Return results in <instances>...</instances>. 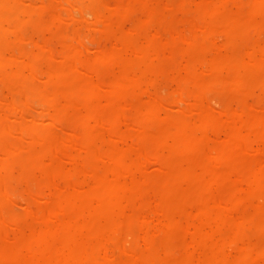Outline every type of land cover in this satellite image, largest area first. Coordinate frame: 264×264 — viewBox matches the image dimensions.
Wrapping results in <instances>:
<instances>
[{
  "label": "bare ground",
  "instance_id": "bare-ground-1",
  "mask_svg": "<svg viewBox=\"0 0 264 264\" xmlns=\"http://www.w3.org/2000/svg\"><path fill=\"white\" fill-rule=\"evenodd\" d=\"M68 1L67 3L71 4V0ZM87 1L92 3L94 0ZM19 2L23 3V0H0V77L5 87L8 86V90L21 91L22 95H29L31 93L29 90L34 85L36 87L33 90H36L34 93L44 95L54 105L45 112L47 121L44 116L39 119V122L42 120V122L45 121L44 123L48 122L44 129L33 127L26 130L30 141L27 146H23L22 142L12 144L8 138H5L8 132L12 135L9 131L12 126L8 128L9 120L6 121V119H11L13 115L3 114L5 118L1 115L0 232L2 233L1 230L6 222L16 226L18 236L13 240L9 249L16 264H264V103L259 106V104L248 102L246 97L242 96L239 97L238 106L233 107L232 104L235 102H231L232 106H226L225 109L219 111V114L218 111L216 112L217 107H214L216 110L213 111L209 104L204 103L208 95L206 90L209 88L207 87L217 91H226L233 88L251 87V84L258 82L262 83L264 88V42L259 38L260 36L254 43L248 39L250 29L247 30L248 23L245 19L248 21L249 16L242 13L232 16L226 11V7L222 6V3H213L212 6L216 8L215 13L222 12L225 16L226 22L223 28L227 31L226 45L228 47L225 48L223 54L217 53L208 60L211 65V69L206 71L208 82L204 85L205 89L202 92H194L195 95L191 92L190 96L195 99L193 103L190 102L193 105L189 113H184L185 110H183V113L177 117H165V114L162 117L158 107L154 106V108L151 103L149 105L146 100L147 103L143 101V112L135 122L132 121L139 134L138 143L134 144L136 146L139 144L141 147L138 152L136 149L138 147L132 144L133 141L130 143L126 140L129 137H126L128 133H125V138L120 134L116 136L118 133L112 132H115L117 123L125 115L121 96L126 95L131 89L143 87L146 77L144 70H138L133 60L126 62L123 74L115 80V87L119 88V91L113 90L111 95L107 96L109 97L107 102L100 84L97 85L93 81L91 74L87 75L91 71L86 72L88 68L84 64V66L81 64L83 68L79 66L82 57L79 52L81 48L77 49V46L76 50L70 46L73 51L71 62L62 60L60 66L49 64L47 71L43 70L46 77L48 76L50 90L49 87L47 88V83L44 84L45 86L35 83L41 78L33 80L36 77L32 68L33 63L36 64L34 60L32 65L28 62L24 63L26 67L20 71L16 69L8 72L7 68L15 62L11 57H16L14 48H17V46L11 48L8 38L12 35L9 33L13 31L18 38L20 35ZM81 2L83 0H72L71 10L77 7V11L82 10L83 12L84 8H78ZM43 6L40 8L39 4L41 10ZM259 7L254 11L255 14L258 13L257 10L260 11L263 8V6ZM53 8L51 15L57 13L55 7ZM56 15L55 18L58 20L59 13ZM94 16L99 17L97 13ZM213 22L209 21L207 26L213 25ZM66 45L71 44L67 42ZM128 47L135 58L147 57L155 49L151 41L145 48L132 43H129ZM221 49L223 47L218 51ZM212 52L217 51L212 50ZM111 57L112 55L105 53L99 54L98 58L105 62ZM98 58L91 61L92 64H95ZM22 59L23 57H19L16 60L21 61ZM61 59L63 57L59 60ZM78 68L82 71L85 69L84 77L78 75ZM28 70L33 77L27 75ZM192 80L201 82L199 75H192ZM151 83V86H154L153 77ZM147 93L146 88L145 94ZM80 98L83 99L82 104L86 110H84V117L87 121L80 118L84 113L81 112L79 106ZM60 99L64 103L59 101ZM181 99L186 100L182 96L178 99L179 102L182 101ZM102 100L107 103L106 107H113L111 109L114 115L109 124L101 118ZM59 102H62L64 106H69L73 111L71 115L67 114L68 117L80 118L85 147L93 158L89 162H84V169L80 167L82 164L77 160L79 169L85 173L86 178L76 185L69 183L66 191L63 187L61 189L56 184V179L53 178L56 184L53 186L57 190L48 198L43 196L46 199V205L40 214L38 212L34 220L26 226L27 233L25 234L23 233L25 223L23 224L21 218L8 214L5 210L7 199L11 201L7 198L9 179L12 177L17 159L26 149L30 151V165L37 168V173L43 176L48 171L44 164L45 158L52 156L57 149L61 150L64 144L67 146L56 130L53 132V128L58 125L56 118L62 115ZM13 103L10 105L11 109L15 107L14 110L20 111L16 107L20 104L14 103V106ZM173 105L176 107L179 104L176 101ZM181 107L177 108L182 110ZM20 113L18 112V115ZM64 115H62L63 118ZM8 116L11 118H7ZM20 117H23V113ZM17 119L19 128L17 126L16 131L18 135L24 136L23 121ZM74 134L72 136L76 137V132ZM149 143L158 148L163 147L167 154L165 156L160 154L161 161L171 166L166 172L163 190L159 196L153 198L155 200V202L152 201L153 204L145 202L147 194L145 195L143 185L146 182L139 176L141 170L139 167L143 165L139 157H149L148 149L144 150V146ZM36 145L40 148L36 149ZM148 159L147 161H150ZM23 166L24 164H22V172ZM49 175L51 177V173ZM179 250L181 251L180 256ZM117 251L120 255L116 254Z\"/></svg>",
  "mask_w": 264,
  "mask_h": 264
},
{
  "label": "rangeland",
  "instance_id": "rangeland-1",
  "mask_svg": "<svg viewBox=\"0 0 264 264\" xmlns=\"http://www.w3.org/2000/svg\"><path fill=\"white\" fill-rule=\"evenodd\" d=\"M29 1L32 0H23V3L19 2L20 19L18 26H20V30H19L20 39L18 38V36L14 34L13 31L9 33L12 35V36L10 35L11 37L8 38L11 44V48H14L16 46L17 48H14L16 50L14 53L16 57L15 58H13L14 56L11 57L12 60L14 59L15 62L11 67L7 68L8 72L14 71L16 69L20 71L22 68L26 67L27 64L26 62H28L29 65H32L31 63H33L34 60L36 64L33 63L32 68H33V73L35 74L36 77L35 79L33 78V80H37V78L38 79L41 78L39 81H36L35 83H38V85L40 84L46 85L47 83V88L49 87L48 89L50 90V86L48 84V76L46 77L45 71L43 70L47 71L49 64H52L53 66H60L62 60L66 62L68 61L71 62L73 60V51L71 50V48H75L76 50V46H77L78 47L77 49L81 48L79 52H81V57H82L81 61L79 62V66L82 67L86 65V67L88 68V69L86 68L87 69L86 72L91 71L88 72L87 75L89 74L90 76L91 74L92 76L90 77L93 78V81L96 82L97 85L100 84L99 86L101 87V90L103 89L102 92L104 93L105 101L107 102V100L109 99V97L107 98V96L111 95V92L113 90H115L116 92L119 91V88L115 87V80L116 78L120 77V74H123L124 72L123 67L126 64V62L128 63L129 60L135 61V64L137 65V69L144 70V73L148 79L145 77L143 87L131 89L130 92L126 93V95L121 96V104L123 105L125 115L124 118L117 123L118 127L116 126V128L114 129L115 132L114 131L112 132V133H118L116 134V136H118L119 134L120 136H124L126 135L125 133H128L129 135L127 134L126 137L127 136L129 137H127L126 140L130 141V143H132L131 141H133L132 143L133 145L138 143V138H139L138 131L136 130L137 128H135L136 126L133 122H135L138 116L143 112L142 111L143 101L144 103L148 102L149 105L152 104L151 106L153 107L154 106L158 107L160 109L162 117L164 116V114L166 115L165 117H171V116L177 117L183 113V110H185L184 113H189L191 105H193L192 101H194L195 99V97H193L192 99L190 95L192 93H193L192 95H195L194 92L197 93L202 92V90L205 89L204 85L208 82L206 71H209L211 69V65L208 62V60H210L217 53L223 54L226 50L225 48L228 47L226 45L227 37H228L227 31L223 28L226 22L225 16L223 15L222 12L215 13L216 8L215 6H212L213 3L214 4L222 3V6L226 7L225 8L226 11L229 12L232 16L239 15V13H242L245 16H249V18L247 17L249 22L247 21V19H245V22L248 23L247 30L248 29L251 30V31L248 30L249 31L248 35L250 34V37L253 38L250 39L249 37L248 39L250 40L251 43L258 41L257 39L259 38L262 40V42H264L263 41L264 40V13H263L264 0H260V1L259 0L258 1L257 0H209V1L207 0V2L206 0H94L92 3L88 2L87 0H83V2L79 3L80 4L79 6L77 5L78 8L80 7L82 9L83 8L85 9L83 12L80 9L79 10L81 12L77 11L78 10L77 7H75L76 9L71 10L73 7V6L71 7L72 0L71 1L69 0L71 2V4L69 3L70 5L67 3V0H46V1L33 0L32 2L34 6L32 5V2L30 3ZM26 2H28L29 4ZM38 3L40 4V8H42V5H44L42 10L39 8ZM84 5L85 7H82ZM259 6H263V8L260 11L257 10L258 13L255 14L254 11ZM53 7H55V12L59 13L58 20L57 18H55V15L57 13L54 12L55 14L51 15L53 14L51 13ZM258 9H260V7ZM74 13L75 15H73ZM96 13L99 17L94 16L96 15ZM56 16L58 17V15ZM250 17L253 19H251ZM96 18H98V20ZM63 19L67 21L64 22L65 20ZM209 21H214L215 25L213 22V25L207 26ZM55 22L57 23L56 25ZM206 26L211 29H208ZM209 30H213V31H209ZM198 37L200 38V40ZM74 38L76 39V43ZM212 38L214 40H212ZM150 41L152 47L155 49L147 57L135 58L132 55V51L128 47L129 43L138 44L139 46H143L145 48L146 46H148V43ZM67 42H69V44L71 45L67 46L66 45ZM83 44L86 46V49ZM217 47L219 48L223 47V49H221L222 51L221 50L218 51L219 48ZM212 50L217 52H212ZM13 52L11 53L13 54ZM105 53L110 54L112 55V57L113 56L114 57L113 58L111 57L108 61L102 62V60H100L98 57L99 54L102 55ZM19 57L21 58L23 57L25 62L24 61L22 62L23 59L21 61L16 60ZM60 57H63L61 61L59 60ZM69 58L72 59L70 60ZM97 58L98 61H95L96 63L92 64L91 61H94ZM168 63L171 66H169ZM143 65L148 68V71L147 68L143 67ZM78 69L82 71L81 68ZM36 70L37 71L39 70L40 72L39 71L37 72ZM79 70H77L78 75L80 77H84L86 75L84 74L85 72H83L85 71V69H83L82 72H80ZM201 71L202 72L205 71V73L203 72L202 74ZM27 75L33 77L31 76L30 71ZM192 75H199L201 82L193 81ZM152 77L153 80L155 81L154 86H151ZM0 85H1L0 86V120H1V115L2 118H5L7 114H9L10 116L13 115L11 116L12 118L9 116L7 117L11 119H6V121L9 120L7 122V124L9 123L8 128L9 126L10 127L12 126L11 128H9V131L12 133V135H10L8 132L5 138H8L9 140L8 139L7 140L12 144H17L22 142L23 146H27L29 137H27L28 135L26 133V130H28V128H33V127L39 128L40 130L44 129L48 123V122L44 123L45 121H47L46 120L47 116H45L46 114L45 112L54 104H51L50 99L44 97V95L40 96L39 94H36L37 92L34 93L36 91V90L33 91L34 88H36L34 85L31 86L32 90L31 89L29 90L31 91L29 95H25V94L22 95L21 91L18 90L16 91L8 90L7 88L8 86L5 87L6 85L1 77H0ZM146 88L148 89L147 94H145ZM207 88L211 90L209 89L206 90V93L208 95H207V100L204 101V103H206L207 105L209 104L210 108L213 109V111L217 109L216 112L218 111V114L219 111L225 109L226 106L227 107H230L232 105L233 107L238 106L240 104L239 97L242 96H245L246 97L245 99L248 102L256 105L259 104V106H262L263 105L262 103H264V98H263L264 88L262 86V83L257 82L251 84V87L247 86L246 88L243 89L233 88L231 90H226V91H221V90L217 91L210 87ZM186 95H188L191 99H189L188 96L185 97ZM182 96L186 98V100L188 99L187 101L183 99L185 103L183 102L182 99L181 102H179L178 100ZM82 100L83 99L81 98L79 99V106L81 112H84L85 109L82 104ZM145 100L147 102H145ZM11 101L16 103V105L20 104L16 107L20 109V111H22L23 117H20V114L22 113H20L19 110H14L15 107L11 109L10 105L11 103H13ZM59 101L62 100L60 99ZM105 101L102 100V110L100 114H102L101 115L102 120L104 122L106 120V123L108 122L107 124H109V122H111L112 117L114 115V111L113 109H111L113 107L108 108L105 106L107 105ZM176 101L179 105L175 107V105L173 104ZM62 102L59 103H61L60 104L61 113L62 115L65 114L64 115L65 117L63 118V116L61 115L62 117L59 116L58 118H56L58 125H56L57 123L55 124L57 128L54 127L56 129L53 128V132H55L56 130V133L60 136L61 140L66 142L67 146L64 144L63 148L61 147V150L59 148L55 153L52 154V156H48L47 158H45L44 164L46 165L48 171L43 176H40V174L37 173L38 171L37 168H34L30 165V159H29L30 151L26 149L21 153V156L17 159V163L15 164L16 167L13 168V172L11 174L12 177L9 179V187H8L9 193L7 198H10L11 201L7 199L5 210L6 213L14 214L21 218L23 224L25 223V225H23V233L25 234L27 233L26 226L30 222H32L34 220V216L35 215L37 216L38 212L40 214L42 208L45 207L46 205L45 198H48V196H51V194L57 190L56 187L54 186L57 184L61 189L63 187V189L66 191L67 190L66 188H69V183L70 184L73 183L74 185H76L84 181L86 175L79 168L81 167L84 169L83 166L84 162L85 161L89 162L93 158L85 147L83 127L79 122L80 118H82V120L85 119L87 121V118L84 117L85 112L80 118L74 116L68 117L67 114L69 113L71 115L73 111H71V108L69 106H64L63 105L64 102L63 103ZM190 102L192 103L190 104ZM231 102L232 103L235 102V103L231 105ZM14 103L12 105H14ZM161 104L164 107L161 106ZM177 107L179 108L181 107L182 110H180ZM214 107L217 108L215 109ZM18 112L20 113L19 115ZM15 114H17L18 116L17 115L15 116ZM41 116L45 117L44 122H42L43 120L39 122V119L40 118L42 119ZM17 118H19L20 121H23L22 122L23 130L25 131L24 136L18 135V132L16 131L17 129L16 127L18 126L19 128ZM73 128H75L76 131ZM71 132H73V134ZM74 132H76L77 135L76 137L72 136L75 135ZM21 137L23 139H21ZM24 139L25 140L28 139V140H26L25 142ZM68 139L71 141H69ZM38 146L39 145H36V149L40 148V146L39 147ZM136 147H138L136 149L139 152L138 149H141V147L139 146V144ZM157 148L158 146L149 143L148 145L144 146L145 151L148 149L147 154L149 157H145V156L139 157L141 162L143 163V165L139 167L141 169L139 172V176L143 178L144 182H146L144 183L143 188L145 187L144 192H146L145 195L147 194L146 195L147 198L144 195L145 202L147 204H153L155 202L153 198H156L157 195L159 196V194L163 190L166 172L171 167L170 165L162 163L161 161L162 158L160 154L165 156L167 154L166 151L163 149L162 146L159 147L158 149ZM142 158L144 159L142 160ZM146 158L147 159L149 158L148 160L150 161H147ZM156 159L158 160L156 161ZM77 160L82 164L80 167L77 163ZM22 164H24L23 172H22ZM49 173H51V177ZM49 178L51 179V181ZM53 178L56 179L55 181L56 184H54ZM60 182L62 183L59 184ZM64 190H60V191L64 192ZM43 196L46 197L44 198ZM1 231L2 233L0 232L1 233L0 234V264H16V261L9 253L10 252L9 249L11 248V244L13 240L16 239L18 236L17 228L14 224L6 222V224L3 226V230ZM10 238L12 241L10 240ZM5 249L8 250L5 251ZM118 252L119 251H117L116 254L120 255V252L119 253ZM178 254L180 256L181 251Z\"/></svg>",
  "mask_w": 264,
  "mask_h": 264
}]
</instances>
